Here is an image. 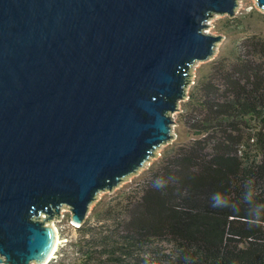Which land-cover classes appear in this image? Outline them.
Instances as JSON below:
<instances>
[{"label": "water", "instance_id": "95a60500", "mask_svg": "<svg viewBox=\"0 0 264 264\" xmlns=\"http://www.w3.org/2000/svg\"><path fill=\"white\" fill-rule=\"evenodd\" d=\"M237 8L0 0V264H49L63 208L81 227L101 192L158 157L193 67L223 39L207 22Z\"/></svg>", "mask_w": 264, "mask_h": 264}, {"label": "trees", "instance_id": "16d2710c", "mask_svg": "<svg viewBox=\"0 0 264 264\" xmlns=\"http://www.w3.org/2000/svg\"><path fill=\"white\" fill-rule=\"evenodd\" d=\"M242 49L248 54L215 61L191 93L194 136L165 156L142 205L123 221L124 234L96 244L90 227L76 245L79 257L49 264H153L140 257L158 238L175 254L154 264H264V36Z\"/></svg>", "mask_w": 264, "mask_h": 264}, {"label": "rangeland", "instance_id": "374dc122", "mask_svg": "<svg viewBox=\"0 0 264 264\" xmlns=\"http://www.w3.org/2000/svg\"><path fill=\"white\" fill-rule=\"evenodd\" d=\"M207 24L211 27L205 29L206 33L222 36L223 39L217 44L215 55L208 61H199L193 67L192 83L188 87L187 97L179 103V110L172 114V132L175 138L168 144L163 145L158 151V157H153L136 175L129 177V181H123L112 192L103 191L99 198L90 207L87 218L81 229L71 223V211L62 210L63 218L55 221L59 233V245L51 262L79 257L78 243L84 231L93 227L97 241L102 237L119 236L124 234L123 221L132 216V210L142 205V199L151 191L153 183L158 180V174L164 165L165 156L185 143L192 140L193 133L189 128L188 120L190 95L202 81L211 77L215 61L220 58L232 61L235 54H248L242 48L248 38L253 36H264V11L256 6V0H238L236 15H214ZM242 49V50H241ZM248 50V49H247ZM219 80V79H218ZM254 126V125H253ZM248 155L252 158L256 155L255 147H247ZM134 205H131L133 204ZM83 241V240H82ZM85 246V245H84ZM140 261L150 260L153 264L159 260H167L175 254V246L168 239H153L142 250ZM142 264V262H140Z\"/></svg>", "mask_w": 264, "mask_h": 264}, {"label": "bare ground", "instance_id": "6f19581e", "mask_svg": "<svg viewBox=\"0 0 264 264\" xmlns=\"http://www.w3.org/2000/svg\"><path fill=\"white\" fill-rule=\"evenodd\" d=\"M56 227V226H55ZM57 228V227H56ZM60 236H59V233H58V238H57V243H56V246H55V249H54V253H53V257H54V255H55V253H56V250H57V247H58V245H59V241H60V238H59Z\"/></svg>", "mask_w": 264, "mask_h": 264}, {"label": "clouds", "instance_id": "9594fccd", "mask_svg": "<svg viewBox=\"0 0 264 264\" xmlns=\"http://www.w3.org/2000/svg\"><path fill=\"white\" fill-rule=\"evenodd\" d=\"M158 184H159V182H158ZM213 206H214V207H217V205H216V204H213Z\"/></svg>", "mask_w": 264, "mask_h": 264}]
</instances>
